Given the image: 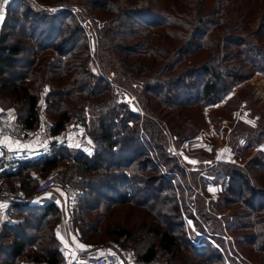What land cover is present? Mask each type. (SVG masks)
I'll return each instance as SVG.
<instances>
[{
  "label": "rangeland",
  "instance_id": "374dc122",
  "mask_svg": "<svg viewBox=\"0 0 264 264\" xmlns=\"http://www.w3.org/2000/svg\"><path fill=\"white\" fill-rule=\"evenodd\" d=\"M114 1L7 0V3H4L3 0H0V11L3 12V18L0 19V36L6 35L5 39L9 43L20 40L22 45L32 47V43L36 44V42L30 40L28 35L33 27L38 29L34 39L40 41L50 37L52 35L51 27L58 25L60 33H63L62 35L70 41L73 54L84 55L81 48L86 47L85 69L92 75L102 78L105 85L109 86V91L104 92L102 97L106 99L109 92L116 102L114 107L117 115L115 123L118 124V121L123 116L125 117L126 112L134 113L138 120L130 122L129 125L137 128V135L142 139L146 132L142 130L140 118L152 119L159 126V140L148 141L147 150L150 152L148 157H151L153 161L156 177H160L161 181L166 178L171 181L172 192L167 189L164 183V190L161 192L160 198L173 197L178 206V215L171 216L167 222L169 224H165L162 220L154 222L155 217L146 209V205H137V202L147 196L149 203H154L156 202L155 195L149 186L137 185L132 182L134 185L131 184L133 188L132 202L117 204V200H103L100 203V212H95L90 218V220L96 217L102 218L99 225L107 231L124 229L131 236L127 239L120 238L118 241H114L112 236L100 237L98 235H92L89 241L82 239L76 219L80 205L79 199L83 197L86 190L76 184L82 181L80 174L75 173L65 177L64 171L75 166L71 160L65 161L66 158L72 157L77 152L91 156L99 146L92 136V131L98 123V114H92L88 100L84 101L82 109H73L70 117V119L78 118V126H83L82 128L85 129L86 133L82 137L83 139L74 134V136L66 135L63 138L58 135L53 140L46 142L34 141L31 149L46 151L44 155H38V159L55 156L57 153H60L58 159H61V156L62 159L51 171L41 172L40 166L26 171L30 178L29 185L25 186L28 191V194H25L26 200L30 202L31 206L41 202L40 206L44 203L43 201L51 200L50 193L51 191L55 192L57 187L62 190L79 191L80 194L73 209L74 231L72 237L75 241H81L84 249L89 246L116 244L131 249L138 256L140 250L153 247L156 250L155 259L147 264H177L179 261L174 259V255L163 252L157 244L156 229L165 231L170 228L168 233H172L178 242V245L173 248L174 253L178 252V259L184 258L187 254L193 257L192 251L194 250L191 247H198L197 249H201V253L204 252L206 257H198L196 260L193 258L194 264H258L259 254L254 250L255 247L248 242L252 240L258 227L264 228V204H260L264 202V198L257 197L254 205L250 208L247 204L233 203L232 200H229L226 190L230 178L228 172H231L232 166L241 167L242 174L245 175L244 179L247 178L251 182V176L247 174L249 171L253 174L252 179H256L264 187V178L259 179V175L264 174V61L258 62L257 65L255 63L249 65L245 60L238 59L223 65L222 68H230L232 74L239 75V79L231 82L229 88L223 92V98L216 103L205 106L191 105V103L188 106L174 105L170 107V110H162V107L155 110L148 108L152 111L151 113L145 109L147 106H143L144 76L127 73L118 62L121 56L116 58L114 53L109 50L106 51L104 58L99 59L98 57L97 43H99L101 31L103 32L109 25H122L121 28L118 27V30L126 31L123 17L120 16L122 17L120 19L116 15V11L112 13L110 10ZM121 2L124 3V0ZM140 2L138 1L137 4ZM201 3L204 12L213 11V14L210 15L213 22L225 23L233 30L230 32L234 35L232 37L237 36L240 38L239 40L244 41V44L248 43L264 52V0H201ZM188 5L191 7L193 2L190 1ZM214 5L215 8L212 9ZM123 7L124 5L120 6L121 9ZM152 7L156 6L152 5ZM8 27L9 29L6 30ZM109 37L114 38V35L109 34ZM219 37H221L219 29L215 32V28H212L201 39V41H209L210 50L208 52H212L218 42L221 44V49L227 44L224 40L218 39ZM244 44L242 46L240 44L232 45L230 48L227 46L223 53L238 57L241 50L251 48L245 47ZM46 53H41V57ZM202 53L203 50L200 49L194 56L196 62L206 60L207 56H202ZM20 57L21 60L24 59V56ZM191 59H187L184 65H188L187 63ZM179 66L174 72L186 69L183 64ZM107 71H110V75ZM186 83L190 85H187L189 88L195 85V80L192 78ZM191 89L188 92V97L191 96L190 93L195 94V90ZM48 90V85L41 88L37 110L39 120L46 117L52 122L55 116L52 115L53 111L46 109L45 103ZM93 102L97 104L96 100ZM3 108L15 115L13 107ZM161 144L165 148L164 154H162L163 161L157 158V154L160 152L156 151L158 145ZM104 158L108 162L118 161L117 156H113L112 160L108 155ZM255 159L256 163L249 167V163ZM138 160L145 162L143 158ZM138 160L132 165H135ZM127 162L126 160L123 164ZM245 168L249 170H245ZM121 170L116 171L120 172ZM152 174L153 172L147 171L146 176ZM23 175H25V171L15 178V182L20 183ZM50 180H54L53 185L42 189V191L38 190L40 186L42 187ZM158 183L156 182L155 185ZM117 192L120 193L118 190ZM244 195L249 197V194ZM108 196L111 199L115 193L110 192ZM33 199L34 204L32 203ZM104 207H107L106 211L103 210ZM6 210L7 213L0 217V237L3 236L2 239L0 238V248L2 249V252L0 250V264L6 258L7 248L5 246L11 241L10 237L24 229L23 227V229L16 228L14 225L21 221H30L33 215H36L37 218L40 213L37 208L19 214L14 209ZM58 210L60 223L58 226L64 228L66 223L62 221L66 220L67 213L66 210ZM101 211L103 212L101 213ZM246 213L250 214L245 216ZM257 220L258 225L254 222ZM6 226L11 228L8 227V230ZM30 233L28 232V234ZM77 233L79 237H77ZM64 241L66 245L72 244L70 240L66 241L65 239ZM71 252H74L73 249L68 250L69 254ZM193 259L190 258V264ZM26 260L30 261L24 256L12 264H22Z\"/></svg>",
  "mask_w": 264,
  "mask_h": 264
},
{
  "label": "trees",
  "instance_id": "16d2710c",
  "mask_svg": "<svg viewBox=\"0 0 264 264\" xmlns=\"http://www.w3.org/2000/svg\"><path fill=\"white\" fill-rule=\"evenodd\" d=\"M138 1L141 2L137 4ZM190 1L193 2L191 7L188 5ZM122 5H124L123 9L120 8ZM152 5L156 7L153 8ZM117 7L119 8L116 9ZM203 8L201 0H124V3L115 0L110 7L112 13L116 11V15L123 17L125 24L122 21L121 23L126 27V31L118 30L122 25H109L103 32L101 31L97 43L98 57L104 58L106 51L109 50L116 58L121 56L120 61H116L127 73L144 76L145 85L142 90L144 104H142L147 106L145 109L149 112L152 113V109L161 107L162 110H170L174 105L188 106L191 103V105L205 106L216 103L223 98L222 94L226 88H229L231 82L239 79V75L232 74L230 68H222L223 65L238 59L245 60L249 65L254 63L257 65L258 62L264 61L262 50L248 43L244 44V41L239 40L237 36L232 37L234 35L230 32L233 30L225 23L213 22L210 16L213 11L204 12ZM214 8L215 5L212 6V9ZM57 26L51 27L50 37L40 41L34 39L38 29L33 27L28 35L30 40L36 42V44L32 43V47L22 45L20 40L9 43L5 39L6 35L0 36V108L13 107L18 124L26 130H33L40 122L37 110L39 92L44 85H48L45 103L46 109L53 111L52 115L55 116L52 121L54 134L59 133L65 126L73 109H82L85 100H88L92 114H98V123L92 131V136L99 146L94 150L93 155L87 156L83 152H77L70 158L65 157V161L71 160L75 165L64 171L65 177L75 173L80 174L82 181L76 184L86 190L79 199L76 219L84 241H89L92 235L112 236L114 241L131 236L124 229L107 231L99 225L102 218L96 217L92 220L90 218L95 212H100V203L103 200H117V204L132 202L131 184L133 183L149 186L156 198V202L149 203L146 196L142 201H138L137 205H146V209L155 217L154 222L162 220L165 224H169L168 219L178 215V206L173 197L168 196V199L164 196L161 199L160 194L164 190V183L171 192L173 187L168 178L161 181L160 177H156V170L151 157H148L150 152L147 150L148 141L159 140V126L152 119L140 118L142 130L146 132L142 139L137 135V128L129 125L130 122L138 120L134 113L126 112L125 117L123 116L116 124L117 115L114 108L116 102L109 92L106 99L102 97L104 92L109 91V86L105 85L102 78L92 75L85 69L86 47L81 48L84 55L73 54L70 41L60 33V28ZM212 28H215V32L219 29L221 37L218 39L224 40L227 44L221 49V44L218 42L216 48L208 52L209 41H201V39ZM8 29L9 27L6 30ZM109 34H113L114 38L109 37ZM237 44L251 48L241 50L238 57L223 53L227 46L230 48ZM193 47L195 49L192 50ZM200 49L203 50L202 56L207 58L202 62H196L194 56ZM43 52L47 53L41 57ZM21 55L24 56L22 60ZM187 59L191 60L188 65H184ZM182 64L186 69L174 72ZM107 73L109 74L110 71ZM192 78L195 80V85L189 88L195 90V94L190 93L191 96L188 97L190 85L186 82ZM93 100H96L97 104ZM161 145L155 150L160 152L157 158L163 161L162 154L165 148L163 144ZM59 154L22 162L14 173L5 174L4 177L9 182H15V178L25 171V175L18 183L25 194H28L25 186L29 185L30 178L26 171L39 166L41 172L55 169L62 159V156L58 159ZM107 155L110 160L113 156H117L118 161L108 162L104 158ZM141 158L145 159L144 163L138 160ZM126 160L128 162L123 164ZM136 160L137 163L132 165ZM255 161L256 159L250 162L249 167L256 163ZM147 168H149L147 171L153 172L152 175L146 176ZM120 169H122L120 172L116 171ZM230 169L226 190L229 200L233 203L247 204L252 208L257 197L264 198V187L256 179H252L253 174L249 171L247 174L251 176L249 177L251 182L247 178L244 179L245 175L242 174L241 167L232 166ZM245 170L249 169L245 168ZM261 178H264L263 173L259 175V179ZM156 182H159L158 185H155ZM110 192L115 193L111 199L108 196ZM244 194H249V197ZM260 204L263 205L264 202ZM12 208L18 214L33 208H37L40 213L37 218L33 215L30 221H21L17 223L18 225H14L16 228L24 229L10 237L11 241L5 246L6 258L2 264H12L24 256L33 263L56 264L62 258L59 251L60 244L55 236V228L59 224L58 208L53 203H43L40 206L17 204ZM103 210L106 211L107 207ZM249 214L246 213L245 216ZM254 222L256 225L259 224L258 220ZM6 227L8 229L10 226ZM168 232L170 228L165 231L156 229L157 244L163 252L174 255V259L179 261L177 264H190V258L196 260L198 257H206L204 252L201 253V249L191 247L194 250L193 257L187 254L184 258L178 259V252H173V248L178 245L177 239ZM0 238L2 239L3 236ZM248 244L253 245L254 250L259 254L258 264H264V228L258 227ZM0 250L2 252L1 248ZM155 256L156 250L153 247L140 250L138 255L139 259L146 263L152 262ZM194 262L193 259L191 264Z\"/></svg>",
  "mask_w": 264,
  "mask_h": 264
},
{
  "label": "built area",
  "instance_id": "2783aa9c",
  "mask_svg": "<svg viewBox=\"0 0 264 264\" xmlns=\"http://www.w3.org/2000/svg\"><path fill=\"white\" fill-rule=\"evenodd\" d=\"M78 118L73 117L59 133L54 134L52 131L53 123L46 117L40 119L39 125L33 130L22 128L16 121L15 115L5 109L0 108V204L12 207L22 204L26 201L24 190L17 182H9L5 179V174L14 173L20 163L25 161H34L38 159V155H44L45 150H33L31 145L34 141H51L56 136L63 138L66 135L77 134L82 138L85 135L83 126H78ZM78 123V124H77ZM83 139V138H82ZM10 140L19 143L18 147L4 145L3 141ZM54 184V180H50L38 189L48 188ZM64 210H66V223L62 229V234L72 233L73 229V209L78 199L79 191L72 189H64ZM69 214V215H68ZM77 237L79 234L77 233ZM73 249V253L68 250ZM62 258L56 264H147L132 251L131 249L116 244H102L100 246H89L85 250L74 249L72 245H66L65 241L59 246ZM22 264H47L45 262L33 263L26 260Z\"/></svg>",
  "mask_w": 264,
  "mask_h": 264
},
{
  "label": "crops",
  "instance_id": "0c3cea01",
  "mask_svg": "<svg viewBox=\"0 0 264 264\" xmlns=\"http://www.w3.org/2000/svg\"><path fill=\"white\" fill-rule=\"evenodd\" d=\"M3 144L4 145H11V144H13L12 145V147H18V145H19V143H16V142H12V141H10V140H5V141H3ZM34 144V143H33ZM33 144H32V146H31V148L33 147ZM51 200L49 201V200H47V201H43L44 203H53L58 209H63L64 210V202H63V199H64V193H63V190L61 189V188H58L57 187V190H55V192H53V191H51ZM42 202V203H43ZM32 203L34 204L35 203V201H34V199L32 200ZM41 202H39V203H36V204H34V205H39ZM22 204H24V205H28V206H31V204H30V202L29 201H25L24 203H22ZM0 205H2V204H0ZM5 206V205H4ZM6 209H11V210H13V208L12 207H8V206H5V207H3V208H0V217H2L3 215H5V213H7V210ZM63 221H64V219H63ZM62 221V222H63ZM60 224V223H59ZM58 224V225H59ZM56 226V228H55V236H56V238H57V240L59 241V243L60 242H64V240L66 239V241L67 240H70V241H72V246H73V248L74 249H77V250H85L84 249V247L83 248H81L80 247V245H82L80 242L81 241H75L74 239H73V237H72V235H73V232L72 233H66L65 234V236H66V238H64L63 237V235H62V229L63 228H61L60 226Z\"/></svg>",
  "mask_w": 264,
  "mask_h": 264
},
{
  "label": "snow or ice",
  "instance_id": "6c2138e0",
  "mask_svg": "<svg viewBox=\"0 0 264 264\" xmlns=\"http://www.w3.org/2000/svg\"><path fill=\"white\" fill-rule=\"evenodd\" d=\"M3 2L4 3H7V0H3ZM2 18H3V12L0 11V19H2ZM3 207H5V206L4 205H0V208H3ZM80 247L83 248L84 246L83 245H80Z\"/></svg>",
  "mask_w": 264,
  "mask_h": 264
},
{
  "label": "water",
  "instance_id": "95a60500",
  "mask_svg": "<svg viewBox=\"0 0 264 264\" xmlns=\"http://www.w3.org/2000/svg\"><path fill=\"white\" fill-rule=\"evenodd\" d=\"M62 235H64V234H62Z\"/></svg>",
  "mask_w": 264,
  "mask_h": 264
}]
</instances>
